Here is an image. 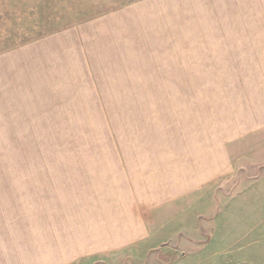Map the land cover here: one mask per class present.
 Here are the masks:
<instances>
[{"label": "crops", "instance_id": "0c3cea01", "mask_svg": "<svg viewBox=\"0 0 264 264\" xmlns=\"http://www.w3.org/2000/svg\"><path fill=\"white\" fill-rule=\"evenodd\" d=\"M98 14L1 53L0 100L19 91L22 100L42 102L46 93L35 85L94 86L96 74L65 72L95 71L98 63L121 73L105 77H127V45L150 47L140 76L157 79L127 92L198 96L167 107L142 103L149 111L140 119L151 126L127 135V161L101 173L95 166L89 194L77 188L56 203H29L23 234L19 206L0 199V218L10 217L0 228V264H191L159 260L173 248L147 244L154 236L149 215L234 172L231 147L264 128V0H127ZM137 39L144 41H131ZM101 47L115 56L99 58ZM181 78L189 84L174 81ZM113 182L107 194L93 192Z\"/></svg>", "mask_w": 264, "mask_h": 264}, {"label": "rangeland", "instance_id": "374dc122", "mask_svg": "<svg viewBox=\"0 0 264 264\" xmlns=\"http://www.w3.org/2000/svg\"><path fill=\"white\" fill-rule=\"evenodd\" d=\"M124 2L127 0H0V54ZM149 48L127 45V77H114L121 73L109 72L102 68L103 63H96L100 68L95 71L77 68L65 72L96 74L94 86L35 85L32 90L40 87L46 93L42 102L22 100L19 91L0 100V199L4 207L19 206L21 234L29 203H56L60 195L77 188L89 194L86 178L95 166L100 168L94 171L101 173L127 161V135L151 126L149 118L140 119L139 113L149 111L142 103L149 107L161 102L167 107L174 99L188 101L198 96L127 92V86L140 91V86L157 84L156 78L140 76V70L147 69L140 60L151 57L145 52ZM113 56L109 47H101L98 55L105 60ZM168 80L172 84V79ZM174 81L181 86L188 85L190 79ZM199 83L200 79H195V85ZM51 89L57 91L51 94ZM230 154L236 161L234 172L165 204L157 216L149 215L154 236L147 244L173 248L157 254L161 262L179 257L191 264H264V128L245 136L231 147ZM114 185L101 183L93 192L107 194ZM32 197L40 199L31 201ZM8 219L0 218V228L6 229ZM177 248L192 253L180 254Z\"/></svg>", "mask_w": 264, "mask_h": 264}]
</instances>
